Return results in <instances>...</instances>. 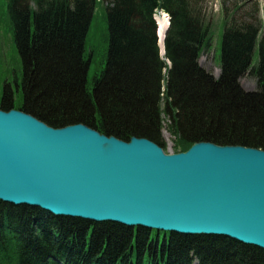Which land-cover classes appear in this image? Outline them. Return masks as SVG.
Segmentation results:
<instances>
[{
  "label": "trees",
  "instance_id": "16d2710c",
  "mask_svg": "<svg viewBox=\"0 0 264 264\" xmlns=\"http://www.w3.org/2000/svg\"><path fill=\"white\" fill-rule=\"evenodd\" d=\"M23 1H3L2 25L7 21L8 33L18 39L24 56L26 69L19 73L24 97L19 102L8 89L0 108L22 110L54 128L84 124L123 141L146 138L165 150L161 131L166 116L175 153L198 142L264 150V37L254 25L225 19L217 26L223 31L222 74L215 79L198 64L201 55L212 49L214 32L196 0H111L104 7L107 46L102 56L88 37L96 6L105 0H32L34 7L23 6ZM155 11L171 16L163 59ZM89 58L91 64L100 58L92 78L90 71L87 74ZM247 73L257 79L253 92L239 85ZM196 260L264 264V250L224 237L161 234L157 238L156 232L143 228L58 218L0 201V264H194Z\"/></svg>",
  "mask_w": 264,
  "mask_h": 264
},
{
  "label": "water",
  "instance_id": "95a60500",
  "mask_svg": "<svg viewBox=\"0 0 264 264\" xmlns=\"http://www.w3.org/2000/svg\"><path fill=\"white\" fill-rule=\"evenodd\" d=\"M0 201L264 250V151L198 142L166 154L146 138L56 129L0 110Z\"/></svg>",
  "mask_w": 264,
  "mask_h": 264
},
{
  "label": "rangeland",
  "instance_id": "374dc122",
  "mask_svg": "<svg viewBox=\"0 0 264 264\" xmlns=\"http://www.w3.org/2000/svg\"><path fill=\"white\" fill-rule=\"evenodd\" d=\"M3 1L0 0V40L5 38L6 32L5 28L2 26V17L3 11ZM111 0H105V3L97 4L95 9V19L94 24L91 28L90 35L88 37V42L97 50L98 55L102 56L106 49V37L103 31L107 29V19L105 17L106 11L104 7L110 3ZM23 6L32 7L34 2L32 0H24L22 2ZM196 7L201 10L204 16L207 17V20L210 22L212 31L214 32L212 49L205 51L201 58L199 59V65L205 68L208 72L213 74L216 78L218 77L220 61L219 56L221 55L219 39L223 33L222 30L217 28L218 25L222 23V20H227L229 23L236 22L239 24L245 25H254L259 32H261L262 37H264V0H196ZM170 19V18H169ZM31 20V19H30ZM34 22V21H33ZM33 22L30 24V30L33 27ZM33 24V25H32ZM160 27V22H159ZM160 36V35H159ZM6 42V41H5ZM2 42V43H5ZM160 45V44H159ZM158 45V46H159ZM160 48V55L162 49ZM4 50L6 48L4 47ZM86 50H90V45L86 47ZM216 54V60L214 56ZM9 59H11L10 54H8ZM101 58V57H100ZM95 61L90 70V78L93 77L98 66H100L99 60ZM218 68V69H217ZM22 83V78H20V84ZM239 85L246 91H253L257 86V79L248 73L243 77ZM23 88L18 95L19 99H23ZM164 120V129L162 130L163 142L165 143L167 153L173 154L175 149V140L170 135L167 130L168 119L163 118Z\"/></svg>",
  "mask_w": 264,
  "mask_h": 264
},
{
  "label": "flooded vegetation",
  "instance_id": "af4514ba",
  "mask_svg": "<svg viewBox=\"0 0 264 264\" xmlns=\"http://www.w3.org/2000/svg\"><path fill=\"white\" fill-rule=\"evenodd\" d=\"M31 14V13H30ZM17 42H18V39H17ZM18 47H19V45H17ZM19 50H20V48H19ZM20 57H21V59H22V62L24 63V67H25V69H26V63H25V61H24V56H23V54H22V51L20 50ZM15 67H12V70L14 69ZM12 73H11V76L9 77V76H6V77H4V78H2L0 81H1V84H0V91H2V88H4V97H5V94H6V90H10V92L12 93V96H14V86H16V84H15V79H14V77H13V75H14V72L13 71H11ZM14 85V86H13Z\"/></svg>",
  "mask_w": 264,
  "mask_h": 264
},
{
  "label": "bare ground",
  "instance_id": "6f19581e",
  "mask_svg": "<svg viewBox=\"0 0 264 264\" xmlns=\"http://www.w3.org/2000/svg\"><path fill=\"white\" fill-rule=\"evenodd\" d=\"M164 15H165V17L163 16L162 19H159V22H160L159 35H160L161 41L164 40L166 29H167L168 24H169L168 16L166 14H164ZM162 47H163V45H162Z\"/></svg>",
  "mask_w": 264,
  "mask_h": 264
}]
</instances>
